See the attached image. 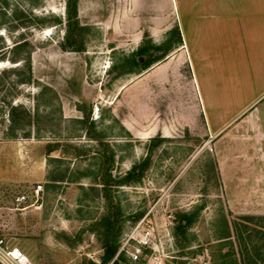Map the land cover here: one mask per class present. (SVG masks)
Masks as SVG:
<instances>
[{"label": "rangeland", "instance_id": "1", "mask_svg": "<svg viewBox=\"0 0 264 264\" xmlns=\"http://www.w3.org/2000/svg\"><path fill=\"white\" fill-rule=\"evenodd\" d=\"M117 2L84 1L83 49L74 50L65 40L66 0H0V237L34 264H104L107 247H118L139 215L155 225L166 264H260L264 203L260 174L241 157L246 142L184 125L171 135L135 136L121 122L127 86L144 69L124 65L130 46L106 36ZM24 39L29 44L14 52ZM27 52L31 78L22 82L28 70L11 57ZM232 101L233 108H207L208 116L237 110ZM142 161L139 177L120 181ZM21 193L26 200H16ZM182 213L191 220L176 234ZM232 221L254 228L238 241Z\"/></svg>", "mask_w": 264, "mask_h": 264}, {"label": "crops", "instance_id": "2", "mask_svg": "<svg viewBox=\"0 0 264 264\" xmlns=\"http://www.w3.org/2000/svg\"><path fill=\"white\" fill-rule=\"evenodd\" d=\"M84 1H77L78 12ZM117 1L118 11L103 27L114 41L134 50L144 37L161 43L174 25L181 35L128 84V117L121 122L135 136L171 135L184 125L245 141L241 157L247 171L260 174L264 203V0ZM233 98L237 110L208 116L207 108H233Z\"/></svg>", "mask_w": 264, "mask_h": 264}, {"label": "trees", "instance_id": "3", "mask_svg": "<svg viewBox=\"0 0 264 264\" xmlns=\"http://www.w3.org/2000/svg\"><path fill=\"white\" fill-rule=\"evenodd\" d=\"M77 1L78 0H66L67 33L65 35V40H67V43L70 45V48H72L74 50H81V49H83V45H82V42L78 36L80 34V30L82 28V25L79 24V21L77 18ZM58 22H62V19L58 18ZM69 25L72 27H69ZM73 29H75L76 31H74ZM73 33H74V35H73ZM71 35H73L72 38H71ZM180 41H181V35H180L178 25H174L169 29L167 37L161 43H154L151 41V39L149 37H144L143 42L136 49L132 50L129 54H127L124 57V59H123L124 65L129 64V66H130V64L133 62L136 64H139V68L137 70H134V71L140 72L142 69L147 68L148 66H150L155 61H158L159 59L164 57L169 52V50H171ZM28 44H29V42L26 39L21 40V41H17L13 44L12 50H14V52H18ZM63 46H65V45L63 44ZM0 48H2V46H0ZM150 48H153V49L163 48V51L159 54H155L152 51L153 49H150ZM140 55L145 56L144 61H142L141 63L138 62V58ZM11 60L12 61L22 60L24 62L23 66L21 68L27 69L28 74L20 77L19 80L22 82L29 80L31 78L30 52H27L26 55H24L22 57H18L16 55H13L11 57ZM122 71L128 72V71H132V69H131V67H124L122 69ZM16 107H17V105L14 104L11 106V109L14 110V109H16ZM24 112L28 115V112L26 111V109H24ZM12 120L14 121L15 118L12 117ZM144 164H145L144 161L137 163V164H134L120 178V181L128 182L133 178L139 177L141 175V173L143 172ZM138 217H139V215L135 216V218H138ZM240 217H242L246 221L247 220L251 221L255 218H258L259 216L243 215ZM190 220H191V218L189 217V215H187L186 213H182L180 218H179V222L176 224L175 233L177 234L179 231V230H177V227L178 228L186 227L189 224ZM260 220H264V215H260ZM232 223H233L232 224L233 230H234L235 235L238 237V241L242 239V232L246 228H248V229L254 228V227H251V225L249 223H246L245 221H243V222L232 221ZM260 225H262L264 227V221L263 222L260 221ZM249 234H251V233H249ZM261 237H262V239L264 238V229H262V227L260 228V238ZM116 249H117V244L111 245V247H107V249L105 251V255L103 256V261L105 262L106 260L110 259L113 256V254L115 253ZM258 249H256L257 253L259 252ZM240 253H241V259L244 261V263H245V258L247 261L253 260L251 252L249 250L241 248ZM250 261L248 263H250ZM260 264H264V246H263V243L262 244L260 243Z\"/></svg>", "mask_w": 264, "mask_h": 264}, {"label": "built area", "instance_id": "4", "mask_svg": "<svg viewBox=\"0 0 264 264\" xmlns=\"http://www.w3.org/2000/svg\"><path fill=\"white\" fill-rule=\"evenodd\" d=\"M42 190L40 183L32 188V194L39 196ZM16 200H26V194L16 196ZM155 225L146 221V216L133 223L123 237L113 256L104 264H166L165 254L158 242ZM1 264H34L26 252L18 246L7 245L0 237Z\"/></svg>", "mask_w": 264, "mask_h": 264}]
</instances>
